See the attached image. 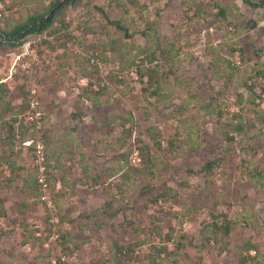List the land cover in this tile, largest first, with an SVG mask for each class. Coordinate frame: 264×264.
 <instances>
[{"label": "rangeland", "instance_id": "374dc122", "mask_svg": "<svg viewBox=\"0 0 264 264\" xmlns=\"http://www.w3.org/2000/svg\"><path fill=\"white\" fill-rule=\"evenodd\" d=\"M48 29L32 81L0 43V264H264V6L74 0Z\"/></svg>", "mask_w": 264, "mask_h": 264}, {"label": "trees", "instance_id": "16d2710c", "mask_svg": "<svg viewBox=\"0 0 264 264\" xmlns=\"http://www.w3.org/2000/svg\"><path fill=\"white\" fill-rule=\"evenodd\" d=\"M74 0H55L51 5L50 8L43 13L40 14H36L33 16H30V18H28V20L26 22H24L23 24L17 25L14 28H12L10 31L7 32H2L0 30V43L2 42V39H5L6 41H8L9 45H11L12 47L18 46L20 44V42L22 40H24L26 37L28 36H35L36 34H40L44 31H47L50 33V30L48 29V27L51 25L52 21H53V16L55 15L56 11L59 10L60 8H62L65 4H68L69 2H73ZM242 2L252 6V7H263L264 6V0H242ZM220 14H223V9L221 8L219 10ZM111 23H113L117 28H120L122 30H124L125 35L128 36V34L126 33V29L120 24V22L118 21H111ZM256 25V23H252V27H254ZM27 35V36H26ZM52 39V37L50 38ZM68 40H65V43ZM38 63V62H37ZM37 63H35L33 65L32 68V73L31 75H25V74H19L21 77H24L25 79H28L27 81H32V77H33V72L35 70V72H37L36 70L41 68L40 65H38ZM38 66V67H35ZM35 67V68H34ZM256 74L258 75L259 79H263L264 78V68H259L256 72ZM257 85L259 86L261 92L264 93V83L263 82H252L251 85ZM249 85L248 88L251 89L252 86ZM222 115V112L220 111V109H217L216 112V116L220 119ZM231 120L233 121V119L231 118ZM232 121L230 122V124H232ZM244 126L240 123L237 122V124H234L232 127L229 128V132L226 133L225 137L227 139V141H232L233 139V134L235 132H242L244 130ZM212 162L209 160L204 167H206L207 169H210ZM2 175V170L0 169V177ZM229 221L230 220H225V222H221L220 225L217 224V222H215V226L219 229L223 231L224 235H228L229 233ZM48 235L45 237L47 238ZM241 249H242V253L239 256V264H247L249 261L254 260V256L253 254H250L251 250H254L255 248L252 247V245L249 242L244 243L243 245H241ZM55 264H67L65 261H61L60 259H57V261H55Z\"/></svg>", "mask_w": 264, "mask_h": 264}, {"label": "built area", "instance_id": "2783aa9c", "mask_svg": "<svg viewBox=\"0 0 264 264\" xmlns=\"http://www.w3.org/2000/svg\"><path fill=\"white\" fill-rule=\"evenodd\" d=\"M0 8H3V2L0 0ZM47 38L45 34L33 36L30 39H24L20 42L18 46L10 48L7 51V56L10 58L11 63L8 66V78L12 80L17 74L31 75L32 68L35 63L39 61V57L36 51L37 42H41L42 39ZM70 46L71 41L66 42ZM93 59H91L92 61ZM35 88L30 91L29 95V106L33 110L32 117L39 122L42 117V112L37 109V99L34 97ZM42 147L37 146V151L42 158Z\"/></svg>", "mask_w": 264, "mask_h": 264}]
</instances>
